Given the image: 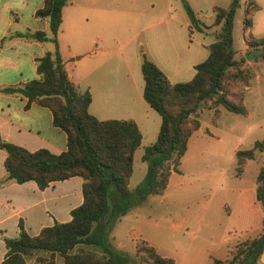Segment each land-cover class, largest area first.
<instances>
[{"label": "trees", "instance_id": "obj_1", "mask_svg": "<svg viewBox=\"0 0 264 264\" xmlns=\"http://www.w3.org/2000/svg\"><path fill=\"white\" fill-rule=\"evenodd\" d=\"M66 0H44L36 10L49 20L54 49L37 59L39 78L21 86L5 87L17 91L40 104L48 106L53 122L67 134L66 149L54 153L41 147L29 150L17 143L0 138L6 151V177L17 182L33 179L40 188L52 181L73 175L82 177V202L71 209L67 221H55L43 226L37 234H29L22 223L15 237H5L8 252H30L33 249L58 251L64 264H172L173 258L160 254L156 247L141 239L134 255L115 247L110 230L121 215L141 204L149 195L161 194L172 170L186 151L189 137L200 124L202 105L213 109L216 120L224 108L246 113L243 95L233 91L234 83L247 86L254 71L243 66L245 58L264 63V35L255 36L250 27L258 5L248 0L243 8L242 32L247 44L245 56L237 58L233 43L234 16L240 0L227 6L213 5V24L218 25L214 39L206 46V57L194 64L195 72L187 80L170 81L167 74L141 51L140 69L143 77V97L161 116L157 138L144 146L141 154L146 171L141 180L129 187L133 154L142 138L140 128L132 118L100 119L88 110L91 93L80 90L70 79L58 49L57 31ZM190 25L202 30L203 21L188 0H183ZM38 38H46L36 31ZM264 149V138L248 148L235 150L236 173H241L247 159L255 150ZM255 195L264 210V161L256 176ZM79 243L100 246L101 252L78 247ZM264 251V226L256 235H248L233 246L228 244L225 258L213 257V264H259Z\"/></svg>", "mask_w": 264, "mask_h": 264}, {"label": "crops", "instance_id": "obj_2", "mask_svg": "<svg viewBox=\"0 0 264 264\" xmlns=\"http://www.w3.org/2000/svg\"><path fill=\"white\" fill-rule=\"evenodd\" d=\"M137 1L66 0L62 7V20L57 31L58 49L68 76L80 90L85 88L90 90L91 100L88 110L100 119L132 118L137 123L142 138L134 154L137 149H144L146 144L157 138L161 116L143 97L144 81L140 69L141 51L137 49L135 39L127 44V54L118 52L125 65H115V57H118L116 50H120L124 45L120 43L119 47L110 48L106 38L108 35L114 36L117 21L123 17V10L120 11L121 14L118 12L120 7L122 5L131 7ZM148 1L149 7L154 6L155 0ZM247 1L240 2L238 7L243 4L244 8ZM253 1L258 5V8L253 13L252 25L255 15L264 12V0ZM43 3L44 0H0V138L22 145L29 150L44 147L54 153H59L66 149L67 134L63 128L53 122L51 109L34 100H29L26 95L20 92L5 90V87L21 86L28 80L39 78L37 59L43 56L46 51L54 49V43L47 37L50 35L48 17L36 14V10ZM153 8L146 10L150 16L147 17L148 20L146 18V23L141 27L139 26L140 18L133 17L139 11L128 10V15L131 18H126V21L131 20L136 24L132 35L135 38L144 31L149 37L166 39L161 45L159 44L162 54H156L152 50L149 57L167 74L170 81H178L179 76L187 69H191V73L194 74V64L198 61L193 59V52H187L181 43L177 44L172 40L171 29L157 28L159 26L157 20L151 18L155 15ZM239 17L242 22L243 13H240ZM211 23H204L202 30H197L206 34L215 33L218 25ZM210 24L211 26H209ZM36 31H43L46 38H38L35 35ZM234 34L233 26L235 56L237 57V48H242V55L245 56L247 44L242 29L241 36L239 35L237 40ZM210 41L212 40H208L203 49L198 51L199 55L206 57L208 54H206V45ZM107 54L108 58L105 57ZM251 60L246 58L242 65L252 64ZM187 63L191 65H187ZM122 72L128 76L127 80H121ZM122 85L126 87L121 88ZM111 98H117V102L120 103L109 104ZM123 101L125 104H122ZM217 107L220 110L218 116L220 117L224 109L222 105ZM204 108L210 110L211 115L213 114L212 108ZM218 117L215 122H212L215 126L218 125ZM197 131L200 134H208V124L201 122L200 126L193 131L182 158L190 150L191 140ZM5 156V149L0 147V264H64V257L58 251L33 249L26 253L8 252L5 237L17 236L20 223L29 234L34 235L43 226L51 225L55 221L69 220L71 209L79 205L83 199L82 177L73 175L55 180L44 188H40L33 179L17 182L6 177ZM182 158L178 165L179 170L171 171L164 192L153 196L149 195L144 202L149 200L150 196L153 198L155 195L165 194L166 189L175 178L176 172L181 171ZM145 171L146 167L139 178L140 180ZM131 177L132 172L129 178V187L133 188ZM257 210L260 209L257 208ZM152 218L148 208L140 207V205L132 207L113 224L110 230L111 243L115 247L127 251L130 255H134L137 242L144 239L154 245L160 254L172 257V264H180L184 260L192 258L188 256L187 249L183 253H179L175 248H171L167 244L169 243L168 239L165 240L166 244H163L164 249L161 250L159 244L152 240L154 237L149 230L153 224ZM123 220L126 225L131 224L130 230L118 233L115 226L118 222L123 223ZM138 224L139 228L135 232L131 227ZM178 226L176 225V228ZM263 226L264 223L258 232L262 230ZM172 242L173 245L178 244L176 239ZM233 242L235 240H231L225 235L218 238L217 241L210 239L207 243L202 244L204 248L200 250V261L196 262L193 258L190 261L193 264H213V257L225 258L227 256L228 244ZM78 247L89 248L97 252L102 251L100 246L92 243H79L71 250L74 251ZM259 264H264V251L260 254Z\"/></svg>", "mask_w": 264, "mask_h": 264}, {"label": "rangeland", "instance_id": "obj_3", "mask_svg": "<svg viewBox=\"0 0 264 264\" xmlns=\"http://www.w3.org/2000/svg\"><path fill=\"white\" fill-rule=\"evenodd\" d=\"M230 1L188 0L196 15L205 24L212 22V25L213 5L227 6ZM240 2L243 3L244 0ZM149 4L148 0H138L135 5L131 7L122 5L118 10L119 13L123 10V17L117 21L114 36L108 35L106 38L110 48L119 47L120 43L124 45L120 50H116L118 57H115V65H125L118 52L127 54L126 46L133 39L137 49L144 50L148 56L152 50L156 54H162L159 44L166 39L149 37L144 31L134 38L132 34L136 24L131 20L126 21V18H131L128 10H137L139 13L133 17L140 18L141 27L150 16L146 10L149 8L152 10L153 7L155 15L151 18L157 20L159 25L157 28L171 29L172 40L177 44L181 43L187 52H193L194 60L198 62L203 60L205 57L199 55L198 51L203 49L208 40L214 39V32L206 34L190 25L183 0H155L152 7H149ZM242 6L243 4L238 7L235 17L236 40L239 35L241 36L242 22L239 16L243 13ZM254 19L252 33L255 36L264 35V12L256 14ZM242 53V48H237L238 58L243 57ZM251 62L252 64L245 65L255 73L249 80L248 87L241 82L232 86L233 91L243 95L247 112H234L223 107L224 112L220 117L218 114L219 122L215 126L212 122L216 120L213 121L211 118L210 110L202 105L199 118L202 123L208 124V134L196 132L191 140L190 150L182 158L181 171L176 172L165 194L155 195L153 198L150 196L149 200L139 204L140 207L148 208L153 217V224L149 230L154 237L152 240L159 244L161 250L168 239L167 244L171 248H175L179 253L187 249L188 256L198 262L201 257L200 250L204 248L203 243L210 239L217 241L225 235L235 240L229 244L233 246L240 239L256 234L264 223V210L255 196L256 176L259 166L264 161V149L255 150L254 157L246 160L241 173L237 174L235 167V150L251 147L255 140L264 138V63L254 60ZM119 70L121 72L122 69ZM192 75L191 69H187L179 76V80H187ZM127 79L128 76L122 72L121 80ZM115 103L120 102H117V98H111L109 104ZM142 150L143 148L137 149L133 158L131 183L134 186L146 167V162L140 157ZM123 223L118 222L115 226L118 233L130 230L131 224L126 225L124 220ZM176 225H179L178 228ZM131 228L137 232L139 224ZM175 239L177 245H173L172 240ZM190 259L180 264H193ZM141 264L147 263L141 260Z\"/></svg>", "mask_w": 264, "mask_h": 264}]
</instances>
